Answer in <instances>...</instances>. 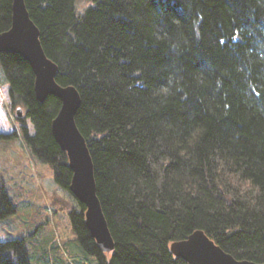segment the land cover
I'll return each mask as SVG.
<instances>
[{"label":"trees","instance_id":"1","mask_svg":"<svg viewBox=\"0 0 264 264\" xmlns=\"http://www.w3.org/2000/svg\"><path fill=\"white\" fill-rule=\"evenodd\" d=\"M25 3L57 83L79 92L75 119L113 249L97 243L71 191L52 130L62 100L39 98L30 62L12 51H0L3 82L29 149L78 202L52 196L82 250L96 264H188L171 244L203 230L235 258L264 263V0ZM12 13L13 0H0V33ZM15 212L0 171V219ZM29 256L23 239L0 243V264Z\"/></svg>","mask_w":264,"mask_h":264},{"label":"rangeland","instance_id":"2","mask_svg":"<svg viewBox=\"0 0 264 264\" xmlns=\"http://www.w3.org/2000/svg\"><path fill=\"white\" fill-rule=\"evenodd\" d=\"M3 80L0 66V133L11 134L0 138V171L16 212L0 219V243L25 240L29 264H96L75 241L68 209L52 196L58 194L76 207L77 200L54 182L51 166L29 149ZM27 126L33 133L30 121Z\"/></svg>","mask_w":264,"mask_h":264},{"label":"water","instance_id":"3","mask_svg":"<svg viewBox=\"0 0 264 264\" xmlns=\"http://www.w3.org/2000/svg\"><path fill=\"white\" fill-rule=\"evenodd\" d=\"M0 51L18 53L30 62L36 75L35 88L39 98L53 94L62 100L52 130L69 156L73 171L71 191L84 204L85 221L97 243L101 248L113 249L114 240L97 196L92 157L75 119L80 105L79 92L74 86L57 83V66L44 51L39 29L30 17L25 0H13L12 24L8 30L0 33ZM17 114L23 115L21 107H18ZM171 250L188 264H264L235 258L203 230H195L186 239L174 241Z\"/></svg>","mask_w":264,"mask_h":264}]
</instances>
